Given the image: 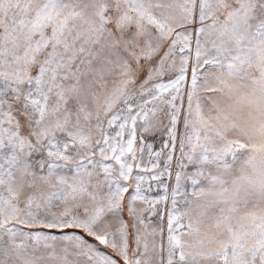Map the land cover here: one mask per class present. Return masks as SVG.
<instances>
[{"label":"snow or ice","instance_id":"snow-or-ice-1","mask_svg":"<svg viewBox=\"0 0 264 264\" xmlns=\"http://www.w3.org/2000/svg\"><path fill=\"white\" fill-rule=\"evenodd\" d=\"M0 264H264V0H0Z\"/></svg>","mask_w":264,"mask_h":264}]
</instances>
